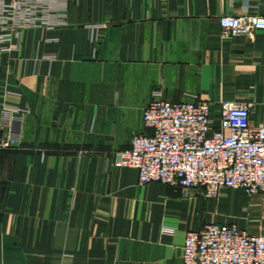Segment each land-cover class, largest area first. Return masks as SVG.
I'll return each instance as SVG.
<instances>
[{"label": "crops", "instance_id": "1", "mask_svg": "<svg viewBox=\"0 0 264 264\" xmlns=\"http://www.w3.org/2000/svg\"><path fill=\"white\" fill-rule=\"evenodd\" d=\"M2 0H0L1 2ZM264 0H53L15 29L0 13V123L29 110L0 150V264H182L188 231L264 235V199L139 184L115 164L153 99L253 101L264 123V29L222 38L219 17Z\"/></svg>", "mask_w": 264, "mask_h": 264}, {"label": "built area", "instance_id": "2", "mask_svg": "<svg viewBox=\"0 0 264 264\" xmlns=\"http://www.w3.org/2000/svg\"><path fill=\"white\" fill-rule=\"evenodd\" d=\"M53 0H2L1 19L11 27L36 24L37 15ZM220 36H249L264 29V16L219 17ZM253 101L222 99L213 116L206 101L153 99L143 109L149 132L132 136L115 164L133 168L139 184L158 181L183 190L201 189L216 196L222 188L241 189L264 199V123L253 124ZM29 110L4 107L0 150L21 147V126ZM182 264H264V235L235 224L211 223L185 235Z\"/></svg>", "mask_w": 264, "mask_h": 264}, {"label": "rangeland", "instance_id": "3", "mask_svg": "<svg viewBox=\"0 0 264 264\" xmlns=\"http://www.w3.org/2000/svg\"><path fill=\"white\" fill-rule=\"evenodd\" d=\"M182 191H184V192H186V193L189 192L188 190H183V189H182ZM251 234H254V233H251Z\"/></svg>", "mask_w": 264, "mask_h": 264}]
</instances>
